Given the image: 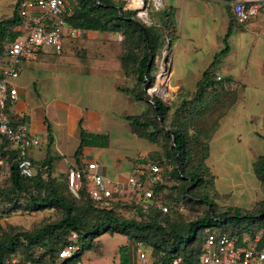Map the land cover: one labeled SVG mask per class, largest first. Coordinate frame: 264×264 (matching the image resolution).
<instances>
[{"label": "trees", "instance_id": "obj_1", "mask_svg": "<svg viewBox=\"0 0 264 264\" xmlns=\"http://www.w3.org/2000/svg\"><path fill=\"white\" fill-rule=\"evenodd\" d=\"M70 5L71 12L64 16L65 24L68 27L83 33L103 32L124 35L121 47L125 51L120 58L121 63L123 67L131 66L137 82L150 88L153 83L151 69L154 51L156 42L159 37H162V34H158V31L156 32L150 25L141 24L136 18L133 19L135 12L124 11L114 3V0H70ZM155 12L159 16V29L164 33L163 41L171 45L175 31L172 12L165 9L155 10ZM18 24L19 18L16 10L11 18L0 20V40H7L0 58L4 56L6 45L19 36V32L14 31ZM233 25L237 24L231 19L222 38V49L213 56L211 63L203 71L194 90L190 92V98L180 101V111L175 113L174 116L177 119L174 121L184 119L180 116L191 117L192 109L195 106L202 107L210 93H218L215 91L218 85L231 84V80L228 79L217 80L216 67L221 58L229 52V38L233 32ZM66 41L65 38L62 39V49L59 55L63 52V54L69 53ZM85 44L95 45L96 49L102 47L99 44L85 42L82 45L86 50L88 49ZM96 49L92 48L90 51H98ZM40 53L41 51L37 52L38 55ZM150 56L152 60L147 68ZM178 92L187 94V90L183 91L181 88ZM143 95L142 92L136 96L142 97ZM166 101L156 97L151 99L153 113L151 119L145 121L141 116L126 117L133 135L151 144L156 143L157 137L161 135L168 143V149L163 153L154 151L142 159L131 161L133 168L149 163L160 169V182L155 187L154 195L157 201H161L167 206L166 213L152 205L144 206L137 203L135 193L130 194L135 199L130 203L121 202L118 197L107 202L94 201L90 198L85 184L79 191V198H74L68 190L67 183L70 167H65V178L60 177L58 172L65 168H62L58 163L61 158L55 157L50 152L52 137L48 128L46 157L38 163L33 161L34 175L32 177L20 176L13 162V152L2 153L3 156H8L7 164L11 186L8 191L0 190V203H12L15 209H21L27 213L57 209L62 216L54 223L42 225L33 231L17 232L0 242V264H3L4 259L10 255L14 256L13 254L18 248L23 256L18 257L15 264H75L80 262V257L85 250L93 247L95 239L106 233L129 236L138 244L148 245L154 260L166 262L173 257H180L185 264H194L201 253L206 234L203 238L197 239L199 230L210 228V232L236 238L237 246H246L249 243H243V237L253 240L258 231L256 227L258 225L262 227L264 223V198L258 200L248 210L225 205V211L220 215L215 214L213 210L215 204L207 197L198 198L197 191L206 189V185L211 186L212 184L214 187L213 175H208L210 172L205 165L213 137L211 134H207L209 128H205L207 131L204 133L197 132L187 135L181 124H175L171 129L172 137L165 132L164 128L157 129L155 123H164L167 120L170 107L165 104ZM219 126L220 122L214 126L213 135ZM171 138H173V142ZM107 146L108 136L86 133L80 127L79 144L75 150L74 158L78 160L83 147L106 148ZM56 166L60 167L58 172L53 170ZM252 166L264 195V155L258 156ZM76 167H80V165ZM168 180L175 181V185L168 188ZM191 205L205 206V215L195 221L183 223L182 216ZM181 207L183 211H180ZM256 208H259V212L255 215L252 210ZM124 213H131V217H126ZM229 220H236V224L247 221L249 225L242 228L237 234L227 233ZM71 233H75L77 236L74 242L70 241ZM69 244L78 245V251L69 259L59 260L58 251ZM43 246L45 247L44 252L37 255L35 250L42 251ZM262 246H264V239L258 243L259 248ZM128 251L127 246H121L118 249L119 264L132 263Z\"/></svg>", "mask_w": 264, "mask_h": 264}, {"label": "crops", "instance_id": "obj_2", "mask_svg": "<svg viewBox=\"0 0 264 264\" xmlns=\"http://www.w3.org/2000/svg\"><path fill=\"white\" fill-rule=\"evenodd\" d=\"M162 2L163 9L172 12L175 29L172 44L168 46L166 63L169 77L165 84L166 88L168 87L167 90H171V94L166 93V97L169 99L177 88L194 90L213 56L222 49V38L232 15L230 0H162ZM10 5L11 11L14 12L13 0H10ZM252 29L256 31H251ZM249 34L252 37L249 38ZM101 36L103 38L104 33ZM36 60L35 58L25 62L19 71L18 79L14 82L18 101L12 108L14 113L23 116L30 133L41 140L40 146L31 151L32 160L38 163L45 159L49 128L52 137L50 152L55 157L61 158L58 163L62 168L84 166L86 163L95 162L98 165V173L111 181L113 185L125 184L133 170L131 161L142 159L147 153L154 151V145L152 148L146 147L143 143L145 140L133 135L127 125L125 126L128 128L130 138L128 143H134L136 147L133 151L120 149L126 143L125 138L121 141L111 138L110 131L114 128V122L123 121L128 124L126 117L124 119L121 117V113L127 108L124 106L122 91L114 84L115 79L111 77V71L96 69L70 71L74 76L80 77V80L85 79L87 88L90 89L91 85H96V96L90 90L86 93V96H91L86 106L81 103L84 97L80 95V92L69 93L66 100L56 98L55 94L54 98H51L38 92L35 81L31 80L28 83L22 81L23 74L32 72L25 70V64ZM50 72L57 74L59 71ZM216 73L221 79L231 80V88L237 91L238 95L236 104L222 119L210 146L214 142L220 147L227 146L229 136L236 141L235 145H238L240 142L238 143L237 139L245 142L248 138L238 130L241 124L247 123L248 133L256 135L262 130L260 124L264 123V14H259L247 25H236L233 28L229 38V52L221 58L216 67ZM57 80L58 77L56 79L46 76L40 78L39 82L47 84ZM107 83L110 91L117 97V100L113 99L111 102L114 108L107 107V103L105 105L104 92ZM45 91L47 92L48 89L46 88ZM73 95L78 97V100H73ZM92 103H95V106H91ZM117 104L126 110H118ZM80 127L86 133L108 136V146L106 148L83 147L76 160L74 153L79 144ZM141 151L142 154H138ZM219 163H226L223 154L214 156L210 149L209 156L205 160L206 167L209 169L211 164ZM215 182L216 178H214V184Z\"/></svg>", "mask_w": 264, "mask_h": 264}, {"label": "rangeland", "instance_id": "obj_3", "mask_svg": "<svg viewBox=\"0 0 264 264\" xmlns=\"http://www.w3.org/2000/svg\"><path fill=\"white\" fill-rule=\"evenodd\" d=\"M130 0H114L120 8L124 11H134L135 17L137 21L144 25H150L153 27L158 34L164 35L163 31L159 29V16L154 9H151L148 6L147 13L149 14V18L147 22H142L140 19L136 17L137 13L140 10L132 9L129 5ZM144 6L146 4V0H143ZM150 4V2H149ZM151 5V4H150ZM12 6L10 5V0H0V20L1 19H9L13 15ZM11 11V12H10ZM231 21V20H230ZM152 23V24H151ZM233 23V22H232ZM234 27L236 25H233ZM10 31V29H9ZM251 31H256V29H252ZM98 33V34H97ZM103 32H76L73 36H67L65 39L67 40V47L69 48V53L57 55L50 48L42 50L38 56H35L37 60L31 62L29 64H25L26 71H32L29 74H23L21 76L22 81H26L27 83L31 80L36 82V86L38 88V92L41 95H47L51 98H64L65 100L68 98L67 95L69 93L80 92V95L84 97V101L81 99L82 105L88 104L91 96H86L87 91L90 90L96 96L97 88L96 85H91L90 89L86 87L85 79L80 80L78 77L74 76V74L70 73V71H90L91 69H96L99 71H111V77L115 79L114 84L116 87H119L122 91V97L124 98V106L118 105V110H126L121 114L122 119L125 117H134L141 116L142 120L151 119L153 117L150 102L153 97L160 99V95L158 93H152L150 96V89L155 86L157 74L160 72V67L163 68L162 78L166 81L169 77V71H167L168 66L167 57H168V42L163 41L162 37H159L156 42V49L154 51V59L151 69V75L153 77V83L150 88H146L147 86L141 85L137 82L136 75L134 74L131 66L126 65L123 67L121 63V56L125 50L121 47V42L124 39V35L121 33L116 34H106L102 38ZM98 35V36H96ZM117 35L121 36V41L117 40ZM249 38L252 37L251 34L248 35ZM6 39L0 40V55L3 53L4 46L6 44ZM93 43L102 45L99 49H96L95 45L91 46L85 44L87 47L86 50L83 47V43ZM132 45V44H131ZM106 46V47H103ZM108 46V48H107ZM134 46V44L132 45ZM92 48L100 51H90ZM137 48V46H135ZM126 49V48H125ZM67 51V50H65ZM90 59V60H86ZM152 60V58H151ZM93 62V64H92ZM88 65V66H87ZM90 65V66H89ZM42 70V71H41ZM50 71H59L56 73H51ZM69 71V72H68ZM50 75V76H49ZM30 76V77H29ZM48 76V78L55 77L58 80L56 82H47V84H42L39 82L40 78H44ZM225 80V79H222ZM163 84V80H160ZM162 88L163 94L171 92L170 89ZM98 85V84H97ZM30 86L31 83H30ZM232 85L222 83L218 85L215 91L218 93H210L206 98L205 103L202 107L195 106L192 109L191 117H182V120L178 119V121H174L177 119L174 115L180 111L179 103L181 100H185L186 98H190V92L187 91V94H183L178 92L179 88L176 89L175 93L170 95L169 99H166L165 104L170 107V110L167 114L166 122L155 123L157 129L164 128L165 130H171L174 128L175 124H181L183 130L187 135H191L192 133L207 131L205 128H209L207 134H211L213 137L212 129L217 123H221L224 118L231 110V108L236 104L237 101V91H233L231 88ZM89 87V86H88ZM48 89L46 92L45 89ZM149 89V90H148ZM185 91L184 88H181ZM147 91L149 94H147ZM144 93L142 97L136 96L139 93ZM155 92V91H154ZM105 105L107 103V107L114 108L111 102L112 100H117V97L110 91L108 87V83L105 84ZM55 94V95H54ZM171 94V93H170ZM63 96V97H60ZM73 100H78V97H72ZM162 100V99H161ZM164 101V100H162ZM91 106H95V103H92ZM262 111V109H261ZM195 112V113H194ZM194 113V114H193ZM114 128L110 131V135L112 139L122 140L126 139V143L120 149L122 151H133L136 147L134 143H128L129 132L128 128L129 123L127 122H114ZM127 125V127L125 126ZM245 125V126H243ZM262 125V130H260L256 135L252 133H248V125L247 123H243L238 127V130L243 134L247 135L248 138L245 142H241L238 140V145H235L236 141L232 140L231 136L227 137L228 145L225 147H220L218 143H212L210 146L212 155L217 156L223 154L226 159V163H219L215 165H210V170L208 173L213 175V179L216 178V182L214 187L206 185V189H200L197 191V197H207L209 201L215 204L213 210L215 214L220 215L225 211V205H234L239 206L241 208H251L253 204L264 198L262 189L260 187L259 181L256 179V176L253 171V162L258 156L264 155V123ZM243 128V130H240ZM247 128V129H246ZM130 129V127H129ZM131 131V129H130ZM211 139V138H210ZM116 142V141H115ZM146 147L152 148L154 145L155 152L163 153L164 150H167V141L159 135L157 137L156 143L151 144L146 141L143 142ZM136 151V150H135ZM149 152V153H153ZM138 154H142L138 152ZM148 154V153H147ZM216 169L218 171L216 172ZM54 172H58L60 167H54ZM60 173V177L65 178L66 168ZM175 181L168 180L167 185L168 188L175 185ZM213 183V182H212ZM234 185V186H232ZM11 184L9 181V172H8V164L3 163L0 165V190L8 191ZM213 187V188H212ZM220 195V196H219ZM118 197V196H117ZM119 201L124 203H130L135 201V199L130 194H124L121 197H118ZM138 203L143 204L139 199ZM264 209V208H263ZM185 212V211H184ZM259 208L252 210L253 214H258ZM205 206H196L191 205L186 209L185 215H183V219L181 221L183 223L195 221L198 218H202L205 214ZM126 217H131V213H124ZM62 214L57 209H49L35 213H27L22 211L21 209H15L12 203H0V242L8 239L11 235H14L17 232H25V231H33L42 225L54 223L61 218ZM249 224L247 221H242L236 224V220H229L227 223V233H238L242 228L247 227ZM235 228L236 230H232ZM257 230L264 229V223L261 227L258 225L256 227ZM210 228H205L199 230L197 233V239H201L210 232ZM243 231V230H242ZM47 242V241H46ZM93 247L89 250H85L80 257L81 264H119V256L118 249L121 246H127L129 251V255L134 260L136 254V248H141L144 252L150 253L151 249L148 245L138 244L131 239L129 236H123L119 234H110L106 233L95 239L92 244ZM45 247L43 246V250H35L37 255L40 252H44ZM10 255L8 258L4 259L3 264H12L13 261H18V257H22L23 253L18 248L16 253ZM15 264V263H14Z\"/></svg>", "mask_w": 264, "mask_h": 264}, {"label": "built area", "instance_id": "obj_4", "mask_svg": "<svg viewBox=\"0 0 264 264\" xmlns=\"http://www.w3.org/2000/svg\"><path fill=\"white\" fill-rule=\"evenodd\" d=\"M13 1L19 18V24L14 31L19 32V36L6 45L4 56L0 58V165L7 163L8 160V156H3L2 153L13 152V162L18 173L22 177L30 178L34 175L31 151L40 146L41 140L30 133L23 116L13 112V105L18 101L14 82L18 79L23 64L34 59L38 51L50 48L59 55L62 39L75 35L79 30L68 27L64 21V16L71 12L70 0ZM148 6L159 11L163 9V2L146 0L144 6L141 0V8L136 9L140 10L136 17L143 23L148 21ZM230 7L231 17L238 26L247 25L259 14H264V0H230ZM140 13H145V18ZM117 40L121 41L120 35H117ZM159 71L162 72L163 68L160 67ZM217 80H220L219 76ZM160 99L165 101L167 97L160 95ZM97 168V163L89 162L84 166L69 169L68 190L74 198H79V191L85 184L90 198L94 201L107 202L117 196L135 193L137 203L139 199L144 206L149 204L163 213L167 212V206L157 201L154 195L155 187L160 182V169L156 165L148 163L136 166L127 177L125 184L116 186L99 174ZM180 211H183L182 207ZM76 238V234L71 233L70 241L74 242ZM263 239L264 229H259L253 240H249L248 237L242 238L243 243L249 242L246 246H237L236 238L209 232L194 264H264V246L258 247V243ZM77 251L78 245L69 244L58 251V259L61 261L69 259ZM11 262L15 263L13 260ZM131 264L185 263L180 257H173L166 262L154 260L151 252L146 253L137 247Z\"/></svg>", "mask_w": 264, "mask_h": 264}, {"label": "bare ground", "instance_id": "obj_5", "mask_svg": "<svg viewBox=\"0 0 264 264\" xmlns=\"http://www.w3.org/2000/svg\"><path fill=\"white\" fill-rule=\"evenodd\" d=\"M129 5L132 9H140L141 8V0H130L128 1ZM141 16H143L145 18V13H140ZM162 72H159L157 74V82L156 85L150 89V94L152 93H158L159 95H162L164 98H166V94H163L165 92H163L162 88L160 87V80H163V84L161 83V86H163L164 88H166V84H165V80L164 78H161ZM155 91V92H154Z\"/></svg>", "mask_w": 264, "mask_h": 264}, {"label": "water", "instance_id": "obj_6", "mask_svg": "<svg viewBox=\"0 0 264 264\" xmlns=\"http://www.w3.org/2000/svg\"><path fill=\"white\" fill-rule=\"evenodd\" d=\"M121 12H120V10H119V14H120ZM151 56L149 57V62H148V67L147 68H149V66H150V63H151ZM165 132L166 133H169V135H171V137H172V132H171V130H169V129H167V130H165ZM171 141L173 142V138H171Z\"/></svg>", "mask_w": 264, "mask_h": 264}]
</instances>
